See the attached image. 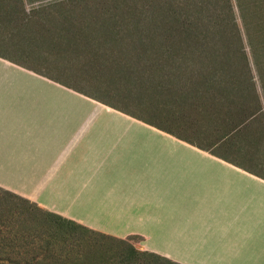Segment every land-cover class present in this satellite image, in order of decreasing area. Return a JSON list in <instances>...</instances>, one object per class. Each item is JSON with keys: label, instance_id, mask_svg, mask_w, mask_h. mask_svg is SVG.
<instances>
[{"label": "rangeland", "instance_id": "obj_1", "mask_svg": "<svg viewBox=\"0 0 264 264\" xmlns=\"http://www.w3.org/2000/svg\"><path fill=\"white\" fill-rule=\"evenodd\" d=\"M174 5L170 0H0V59L30 73L5 71L6 79L15 78L21 85L13 102L0 104L4 125L10 119L15 124L34 120L29 88L38 95H52L54 110H77L63 135L53 140L47 161L62 162V177L89 147L87 139L69 147L74 132L105 121L98 114L92 123L88 115L106 109L103 103L158 125L193 123L210 131L217 127V118L225 125L224 118L243 117L254 104L253 96L228 92L222 80L204 85L192 72L202 66L190 57L177 58L180 49L164 46L166 27L177 20L173 17L164 26V14ZM27 78L30 87L24 85ZM36 104L39 108L41 102ZM215 104L221 111L216 113ZM232 121L225 125L228 134ZM262 123L257 115L239 130L244 132L239 141V146L244 142L242 157L250 159L253 154L264 162ZM0 168V264H168L136 254L127 242L104 239L42 214L35 204L9 192L37 188L40 183L30 181V167ZM17 170L20 173H14ZM79 189L71 191L73 211ZM42 200L48 202L45 196Z\"/></svg>", "mask_w": 264, "mask_h": 264}, {"label": "crops", "instance_id": "obj_2", "mask_svg": "<svg viewBox=\"0 0 264 264\" xmlns=\"http://www.w3.org/2000/svg\"><path fill=\"white\" fill-rule=\"evenodd\" d=\"M7 70L27 72L0 59V104L13 102L21 85L6 79ZM30 82L27 78L24 85L30 87ZM34 91L28 89L34 120L15 124L10 119L4 125L0 110V167L27 165L30 181L40 183L29 193L11 194L65 225L71 222L104 239L127 242L149 260L264 264V162L253 154L250 159L240 155L245 128L228 134V118L225 125L217 118L211 131L193 123L158 125L103 103L106 109L88 115L92 123L98 114L106 120L76 129L69 147L84 139L89 147L61 177L62 162L47 161L54 141L78 113L54 110L52 95ZM79 186L82 193L73 211L71 191Z\"/></svg>", "mask_w": 264, "mask_h": 264}, {"label": "trees", "instance_id": "obj_3", "mask_svg": "<svg viewBox=\"0 0 264 264\" xmlns=\"http://www.w3.org/2000/svg\"><path fill=\"white\" fill-rule=\"evenodd\" d=\"M170 1L175 5L170 6V12L166 8V24H163L166 26L169 21H173V17L177 20L173 24L170 22L171 25L166 27L164 46L180 49L177 58L186 60L190 57L194 63L202 66L192 72L196 73L194 77H199L204 85L209 81L216 84L222 80L225 81L228 92L253 96V106L246 108L243 117L233 119L231 133L247 128L250 119L260 115L263 119L260 129L262 136L264 0ZM186 48L191 50L182 51ZM192 78L193 76H190V79Z\"/></svg>", "mask_w": 264, "mask_h": 264}]
</instances>
